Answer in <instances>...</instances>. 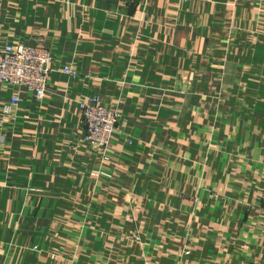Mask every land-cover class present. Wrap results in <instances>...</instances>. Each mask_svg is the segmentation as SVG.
<instances>
[{
    "label": "crops",
    "instance_id": "1",
    "mask_svg": "<svg viewBox=\"0 0 264 264\" xmlns=\"http://www.w3.org/2000/svg\"><path fill=\"white\" fill-rule=\"evenodd\" d=\"M5 45L48 50L51 72L40 100L0 88V264L101 262L104 244H77L63 211L80 195L89 220L118 222L107 215L120 192L151 190L174 154L229 196L224 214L208 202L182 218L202 238L176 264H264V0H0ZM92 97L118 115L105 160L83 142L79 104Z\"/></svg>",
    "mask_w": 264,
    "mask_h": 264
},
{
    "label": "rangeland",
    "instance_id": "2",
    "mask_svg": "<svg viewBox=\"0 0 264 264\" xmlns=\"http://www.w3.org/2000/svg\"><path fill=\"white\" fill-rule=\"evenodd\" d=\"M194 103L195 101H191V104ZM177 109L182 110L180 106ZM0 121L3 120L0 118ZM187 126L194 142L198 139L197 129L199 128L190 122ZM202 130L212 131L208 128ZM213 140L216 139L212 136V143L206 142V144L213 146ZM174 155L172 169L164 164L155 174L150 175L155 182L151 190L144 191L142 194L136 193L134 196L131 191L120 192L124 194V201L122 199L120 202L128 206L117 205L111 208L110 215H107L118 222H100L97 213H93V219L89 220L88 208H85L86 206L81 208L79 205L80 202L82 203L80 195L77 196L79 201H76L72 208L63 211V214L66 213L65 225L77 232V244L80 245L85 234L87 238H83V243L95 242L97 247L101 242L104 244V247L100 246L104 252L101 256L102 261L97 264H176L180 256L190 254L189 248L192 249V243L202 238L197 239L187 226L183 228L182 218H186L192 224L194 218L207 209L208 202L216 204V213L223 211L220 209V199L229 198V196L225 193L224 186L215 188L211 185L212 175L205 173V171L209 173L208 167L200 162L195 167L196 171L185 174L182 169L183 166H187L188 160H183L182 154ZM101 173L94 171L92 176L95 179L105 176H101ZM79 209L83 211L84 219L78 223L67 222L71 219L70 214H74ZM97 235L99 238L96 237ZM92 236L93 239H91ZM95 237L96 241H94Z\"/></svg>",
    "mask_w": 264,
    "mask_h": 264
},
{
    "label": "built area",
    "instance_id": "3",
    "mask_svg": "<svg viewBox=\"0 0 264 264\" xmlns=\"http://www.w3.org/2000/svg\"><path fill=\"white\" fill-rule=\"evenodd\" d=\"M50 63V53L44 48L5 45L0 48V88L6 86L25 88L36 99H43L51 72ZM61 73L72 79L78 76V73L69 66H63ZM17 103L18 96L14 95L3 107L2 115L13 117ZM79 109L85 126L83 142L105 160V150L117 128L118 115L104 108L97 97L81 102ZM2 124L3 121H0V126ZM261 210L264 212V203Z\"/></svg>",
    "mask_w": 264,
    "mask_h": 264
}]
</instances>
